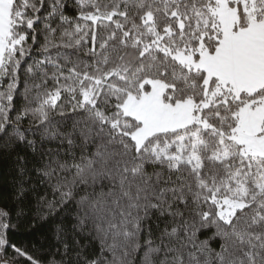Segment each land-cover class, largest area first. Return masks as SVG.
<instances>
[{
    "label": "snow or ice",
    "instance_id": "6c2138e0",
    "mask_svg": "<svg viewBox=\"0 0 264 264\" xmlns=\"http://www.w3.org/2000/svg\"><path fill=\"white\" fill-rule=\"evenodd\" d=\"M0 162V264H264V0H0Z\"/></svg>",
    "mask_w": 264,
    "mask_h": 264
},
{
    "label": "trees",
    "instance_id": "16d2710c",
    "mask_svg": "<svg viewBox=\"0 0 264 264\" xmlns=\"http://www.w3.org/2000/svg\"><path fill=\"white\" fill-rule=\"evenodd\" d=\"M0 173H3V178L0 179V185H3L11 180V173L6 171L3 162H0ZM34 238L35 237L33 235H29L25 228H20L12 237V239L18 244L27 243L29 240Z\"/></svg>",
    "mask_w": 264,
    "mask_h": 264
}]
</instances>
